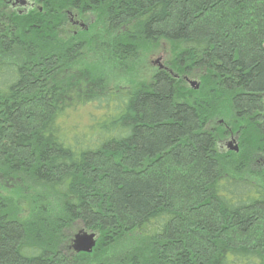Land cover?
Listing matches in <instances>:
<instances>
[{
	"label": "trees",
	"instance_id": "obj_1",
	"mask_svg": "<svg viewBox=\"0 0 264 264\" xmlns=\"http://www.w3.org/2000/svg\"><path fill=\"white\" fill-rule=\"evenodd\" d=\"M31 1L0 0V264H264V0ZM71 9L116 65L164 41L168 70L109 89Z\"/></svg>",
	"mask_w": 264,
	"mask_h": 264
},
{
	"label": "rangeland",
	"instance_id": "obj_2",
	"mask_svg": "<svg viewBox=\"0 0 264 264\" xmlns=\"http://www.w3.org/2000/svg\"><path fill=\"white\" fill-rule=\"evenodd\" d=\"M82 19L88 26L87 31L83 32L84 34L82 35V43L84 42V46L88 48L87 52H85L89 59L88 64H92L97 69H105L104 74H106V84L109 86V89L117 87L128 89L136 87L139 84L148 85L152 82L158 70H160L159 66L154 64V62L161 59L160 61L163 67H168L172 62L173 55L170 46L168 43L161 41L158 44H142L137 46L127 63L116 65L111 61V52L114 51V48L112 45L103 43L100 35L96 32L97 30L93 29L95 27L94 25L98 24L97 16L93 14L85 15ZM74 30L69 22L61 35L67 38ZM191 81L196 82L197 80L191 78ZM90 113L94 114L96 112L93 109L81 110V118H75L82 125V128H80L81 132L86 130L83 124L86 122V115L88 116ZM230 141L231 139L227 137L223 140L222 146L228 148Z\"/></svg>",
	"mask_w": 264,
	"mask_h": 264
},
{
	"label": "flooded vegetation",
	"instance_id": "obj_3",
	"mask_svg": "<svg viewBox=\"0 0 264 264\" xmlns=\"http://www.w3.org/2000/svg\"><path fill=\"white\" fill-rule=\"evenodd\" d=\"M19 1L21 0H1L2 5L4 6V8L1 9V12H7L10 14H13V13L23 14V13H28L31 10L38 8L36 6V3L31 0H24L25 2L24 5H22ZM40 11H42L41 8H40ZM66 13L69 16V22L71 23L73 29H75L72 33V36L74 37V39L79 40L82 37L83 32L87 31L88 26L83 21L82 19L83 16H81L79 11L71 9L70 11H67ZM88 15H91V13ZM78 42L82 43L80 40ZM82 44L84 45V42ZM160 60L161 59H159L157 62H154V64L158 66H163ZM166 70L168 69L165 66L163 70H158V72L155 75H157L161 71H166ZM186 81L189 84L191 82V80H186ZM230 139H231L230 142H234V143L237 142V140L234 139V137L232 136L230 137Z\"/></svg>",
	"mask_w": 264,
	"mask_h": 264
},
{
	"label": "water",
	"instance_id": "obj_4",
	"mask_svg": "<svg viewBox=\"0 0 264 264\" xmlns=\"http://www.w3.org/2000/svg\"><path fill=\"white\" fill-rule=\"evenodd\" d=\"M19 2L22 5L25 4L24 0ZM163 68V66H159L160 70H163ZM190 85L194 87L196 83L191 81ZM196 89H198V86H196ZM228 149L235 152L239 151V147L234 142L228 144ZM72 243V248L75 253H92L97 244V235L86 231H80L74 236Z\"/></svg>",
	"mask_w": 264,
	"mask_h": 264
}]
</instances>
